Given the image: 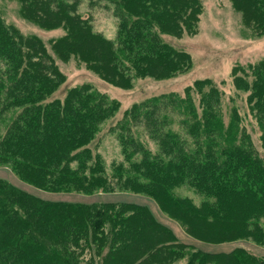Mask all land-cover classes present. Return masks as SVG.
I'll use <instances>...</instances> for the list:
<instances>
[{"label": "trees", "instance_id": "obj_1", "mask_svg": "<svg viewBox=\"0 0 264 264\" xmlns=\"http://www.w3.org/2000/svg\"><path fill=\"white\" fill-rule=\"evenodd\" d=\"M16 1L25 19L63 33L45 43L0 16V165L48 192L145 193L201 240L264 244V158L246 124L250 116L264 150V60L231 72L235 91L245 93L243 114L233 97L224 104L210 79L134 102L109 128L122 159L107 166L90 144L120 104L88 83L50 99L64 81L55 57L73 56L121 87L173 76L190 56L164 35L194 33L201 2L90 0L111 8L116 32L108 38L79 11L81 0ZM230 1L244 24L264 32V0ZM183 188L199 201L179 194ZM85 250L98 264H169L183 256L187 264H264L243 247L190 250L143 205L50 200L0 179V264H82Z\"/></svg>", "mask_w": 264, "mask_h": 264}, {"label": "rangeland", "instance_id": "obj_2", "mask_svg": "<svg viewBox=\"0 0 264 264\" xmlns=\"http://www.w3.org/2000/svg\"><path fill=\"white\" fill-rule=\"evenodd\" d=\"M95 1V0H94ZM202 4L197 29L194 33H183L180 37L164 35V40L177 49L186 51L190 56L187 69L167 78L140 77L136 78L130 87H121L102 80L95 72L88 69L84 63L75 57L61 60L55 57L58 69L64 76V81L49 97L63 98L67 91L76 85L88 83L104 92L110 98L116 99L120 108L117 114L106 121L101 131L91 142L92 150L99 152L107 166L122 159L119 144L113 133L109 131L123 111L138 102L153 95L174 91L182 93L184 88L196 80L210 79L224 92L223 100L226 106L232 104L234 98L241 113L246 112L245 93L236 92L232 85L231 72L235 67L246 68L249 64L264 60V32L257 33L251 26L243 23L241 14L233 7L230 0H199ZM81 0L79 11L91 19L94 30L108 38H113L116 32V19L105 1L94 2ZM16 0H0V16L5 22L12 24L24 35H37L45 43L51 38H57L63 33L61 28L44 30L33 22L25 19L19 12ZM225 106V107H226ZM248 131L260 156L264 158V150L259 141V130L250 116L246 119ZM0 179L45 199L92 202H129L148 208L154 218L168 228L176 239L188 249H197L207 253L230 252L236 247H243L250 253L264 258V244L252 240H236L226 242H208L197 238L185 231L180 222L164 212L157 202L145 193L132 191L95 192L84 194L80 192H48L36 188L17 177L9 167L0 165ZM179 194H186L198 202L200 197L192 190L183 188ZM264 229V217L261 219ZM187 250V249H185ZM92 258H91V257ZM97 256L85 250L80 255L82 264L97 263ZM169 264H187L183 256Z\"/></svg>", "mask_w": 264, "mask_h": 264}]
</instances>
